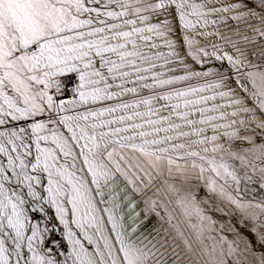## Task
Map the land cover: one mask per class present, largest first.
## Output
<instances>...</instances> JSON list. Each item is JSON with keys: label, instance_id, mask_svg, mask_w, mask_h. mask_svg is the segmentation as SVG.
I'll list each match as a JSON object with an SVG mask.
<instances>
[{"label": "snow or ice", "instance_id": "snow-or-ice-1", "mask_svg": "<svg viewBox=\"0 0 264 264\" xmlns=\"http://www.w3.org/2000/svg\"><path fill=\"white\" fill-rule=\"evenodd\" d=\"M0 264H264V0H0Z\"/></svg>", "mask_w": 264, "mask_h": 264}]
</instances>
